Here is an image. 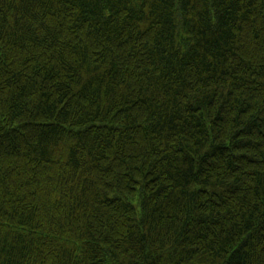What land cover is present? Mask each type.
I'll use <instances>...</instances> for the list:
<instances>
[{
    "label": "trees",
    "instance_id": "16d2710c",
    "mask_svg": "<svg viewBox=\"0 0 264 264\" xmlns=\"http://www.w3.org/2000/svg\"><path fill=\"white\" fill-rule=\"evenodd\" d=\"M0 264H264V0H0Z\"/></svg>",
    "mask_w": 264,
    "mask_h": 264
}]
</instances>
